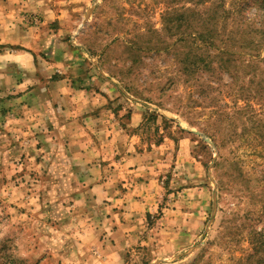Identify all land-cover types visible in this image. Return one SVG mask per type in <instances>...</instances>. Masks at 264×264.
Instances as JSON below:
<instances>
[{
    "label": "rangeland",
    "instance_id": "1",
    "mask_svg": "<svg viewBox=\"0 0 264 264\" xmlns=\"http://www.w3.org/2000/svg\"><path fill=\"white\" fill-rule=\"evenodd\" d=\"M13 1L0 264H264L259 2Z\"/></svg>",
    "mask_w": 264,
    "mask_h": 264
},
{
    "label": "crops",
    "instance_id": "2",
    "mask_svg": "<svg viewBox=\"0 0 264 264\" xmlns=\"http://www.w3.org/2000/svg\"><path fill=\"white\" fill-rule=\"evenodd\" d=\"M4 4H5L4 0H1L0 7L3 9V12H5ZM5 6L9 8V10L6 13V16H13L14 10H16V9H14V7H15L14 1L13 0L6 1ZM78 94H79V92H78ZM79 97L82 98V102H80V104H81L80 108L83 109L82 110L83 113L90 112L93 109V107L95 106V103L98 99L97 96H93L92 94H89L88 92H81ZM141 119H142V113L135 110V112L133 111V114L131 116V120H129V122L133 125H137L141 121ZM137 159H139V157H132L131 158V160H135V165H137V163H136ZM147 195H149V194H147Z\"/></svg>",
    "mask_w": 264,
    "mask_h": 264
},
{
    "label": "trees",
    "instance_id": "3",
    "mask_svg": "<svg viewBox=\"0 0 264 264\" xmlns=\"http://www.w3.org/2000/svg\"><path fill=\"white\" fill-rule=\"evenodd\" d=\"M255 2H259V4L257 5V9L260 11L262 8H264V0H255ZM262 15L264 16V12L263 13H261V16H260V18H263L262 17ZM198 35L200 36V35H202V34H200V33H198ZM252 49H254L253 51H247L248 53H251V55H253V56H256V57H260L261 56V50L264 52V48L262 47L261 48V46H253V48ZM261 59L259 60V61H262V62H264V56L263 57H260Z\"/></svg>",
    "mask_w": 264,
    "mask_h": 264
}]
</instances>
